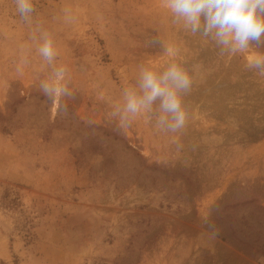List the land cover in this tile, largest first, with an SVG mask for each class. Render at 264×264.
Wrapping results in <instances>:
<instances>
[{
    "label": "rangeland",
    "instance_id": "1",
    "mask_svg": "<svg viewBox=\"0 0 264 264\" xmlns=\"http://www.w3.org/2000/svg\"><path fill=\"white\" fill-rule=\"evenodd\" d=\"M32 3L24 20L0 0V264H264V78L160 0ZM172 59L193 76L179 152L155 105L126 129L110 118L141 67ZM60 66L66 115L39 91Z\"/></svg>",
    "mask_w": 264,
    "mask_h": 264
},
{
    "label": "clouds",
    "instance_id": "2",
    "mask_svg": "<svg viewBox=\"0 0 264 264\" xmlns=\"http://www.w3.org/2000/svg\"><path fill=\"white\" fill-rule=\"evenodd\" d=\"M15 3L21 18L28 20L34 11L32 0H15ZM160 4L172 17L173 23L180 24L193 35L210 36L220 47L221 55L242 56L243 69L264 78V52L252 47V42L264 38V0H160ZM37 50L49 65L57 55L53 39L47 33ZM164 51L174 58L179 50L169 43ZM26 63L27 60L22 59L17 71H22ZM70 81L67 68L60 66L54 67L50 76L39 83V91L51 102L53 110L65 115L67 104L64 99L75 98L69 87ZM192 85V74L175 59L162 72L141 67L138 88L124 91L123 107H115L110 118L115 120L118 129H126L135 119L153 114L155 105V127L160 132L173 134L176 150L182 151L184 146L178 136L189 122L184 95ZM210 213L209 208L202 220L212 228Z\"/></svg>",
    "mask_w": 264,
    "mask_h": 264
}]
</instances>
